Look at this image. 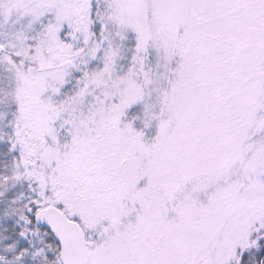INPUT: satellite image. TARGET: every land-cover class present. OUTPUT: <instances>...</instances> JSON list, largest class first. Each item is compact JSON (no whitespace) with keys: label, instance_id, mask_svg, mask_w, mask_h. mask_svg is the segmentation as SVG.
<instances>
[{"label":"snow or ice","instance_id":"1","mask_svg":"<svg viewBox=\"0 0 264 264\" xmlns=\"http://www.w3.org/2000/svg\"><path fill=\"white\" fill-rule=\"evenodd\" d=\"M0 264H264V0H0Z\"/></svg>","mask_w":264,"mask_h":264}]
</instances>
